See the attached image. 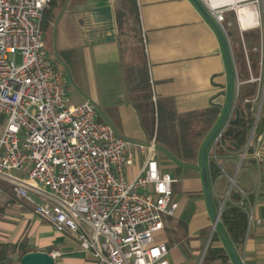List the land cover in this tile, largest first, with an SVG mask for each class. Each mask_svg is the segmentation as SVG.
<instances>
[{"label": "crops", "instance_id": "1", "mask_svg": "<svg viewBox=\"0 0 264 264\" xmlns=\"http://www.w3.org/2000/svg\"><path fill=\"white\" fill-rule=\"evenodd\" d=\"M130 1L54 0L46 10V16L51 18L44 30L48 58L57 68L62 64L91 96L82 103L91 100L101 121L111 124L116 119L124 124L122 120L133 111L148 138L147 143L140 144H158V134L150 138L146 128L152 124L154 132H158V107L162 111L172 109L177 117H186L216 104L220 108L218 126L231 101L236 102L238 80L227 41L208 12L196 0H134L139 28L136 30L135 21L128 19L121 29L118 16H132ZM248 18L246 21L241 16L243 23H247L245 30L259 27L252 23V14ZM142 70L151 84L149 106L143 100L142 89H135ZM62 73L66 79L65 71ZM115 96L123 104L116 105ZM147 119H151L148 125ZM251 145L254 152H260V159L252 155L243 161L227 157L222 161L226 173L219 178L237 179L242 171L248 174L249 182L238 186L253 195V219L243 246L233 249L243 264H264V132L254 135ZM208 148L205 164L211 201L203 178L202 152L192 165L181 170L179 162L168 152L174 163L169 168L176 170L177 175L193 170L199 173L184 181L177 200L179 211L176 216L165 218V228L156 237L167 244L171 264H223L206 259L211 245L228 251L231 258L227 264H237L223 234L218 227L214 228L228 189L225 183L213 187L207 169ZM144 161V154L139 153L137 163L128 170L130 178L137 175ZM159 164L166 172L168 166L164 161ZM216 231L219 240L212 242ZM16 243H22L30 252H60L56 264H98L92 252L83 250L74 237L57 232L40 219L34 206L17 196L13 184L0 178V245Z\"/></svg>", "mask_w": 264, "mask_h": 264}, {"label": "built area", "instance_id": "2", "mask_svg": "<svg viewBox=\"0 0 264 264\" xmlns=\"http://www.w3.org/2000/svg\"><path fill=\"white\" fill-rule=\"evenodd\" d=\"M196 1L224 35L238 80L226 15L235 13L241 32L247 25L242 15L248 21L252 14V23L260 26L257 7L264 0ZM51 2L0 0V178L13 184L17 196L33 205L40 219L92 252L98 264H171L167 244L156 237L165 228V218L179 211L180 203L173 200L177 179L162 171L154 158L155 143L148 146L120 136L111 124L99 121L90 101L66 106V81L45 53L41 26ZM238 95L239 82L236 99ZM235 104L208 146V169L215 160L222 174L226 171L217 151ZM256 125L241 161L247 157ZM139 153L145 156L144 164L130 178L128 170ZM253 156L260 159L261 154L255 151ZM22 170L26 178L8 173ZM230 179L214 228L237 185L236 176ZM238 188L240 201L247 200L249 193ZM51 255L56 259L60 252Z\"/></svg>", "mask_w": 264, "mask_h": 264}, {"label": "trees", "instance_id": "3", "mask_svg": "<svg viewBox=\"0 0 264 264\" xmlns=\"http://www.w3.org/2000/svg\"><path fill=\"white\" fill-rule=\"evenodd\" d=\"M53 2L54 0L51 5ZM129 5L132 16H129L130 18L118 16L119 26L123 29L128 19H131L135 21L133 23L135 29L138 30L139 16H137L135 1L131 0ZM47 11H45L41 22L43 31L47 29L51 20L50 16H46ZM230 18L233 20L231 25L229 24ZM234 24L235 26L231 27ZM225 26L237 69L239 95L236 99L232 119L224 132L222 145L217 151L219 162L230 156L236 159L241 158V153L245 149L256 123L255 135L264 132V32L259 27L241 32L234 12L227 14ZM135 89H142L143 100L149 106L152 103L151 84L145 70L139 72V81L135 85ZM153 110L155 112V109ZM158 113L157 142H160L175 157L179 162L180 170L182 167H189L187 165H192L199 158L203 147L217 127L220 108L215 104L202 113L186 117H177L169 108L162 111L158 107ZM99 121L101 120L99 119ZM253 154L254 150L250 145L246 158ZM209 172L212 181L220 177L222 172L215 160L209 162ZM240 197L239 191L235 193L232 191V198L227 202L220 221L223 231L235 250H239L246 240L249 225V203L253 201L252 194H249L247 200L240 201ZM217 240H219V234L216 231L212 242ZM29 252L22 243L1 244L0 264H18L20 258ZM230 258L226 249L212 245L206 254L207 260L219 261L223 264H227Z\"/></svg>", "mask_w": 264, "mask_h": 264}, {"label": "rangeland", "instance_id": "4", "mask_svg": "<svg viewBox=\"0 0 264 264\" xmlns=\"http://www.w3.org/2000/svg\"><path fill=\"white\" fill-rule=\"evenodd\" d=\"M259 11H260V14H261V16H260L261 25L259 26V28H261L263 30V32H264V4H261ZM230 22H233L232 18H230ZM233 26H235V24L232 25L231 27H233ZM238 26H239V24H238ZM239 29H240V27H239ZM240 31H241V29H240ZM232 45H233V43H232ZM45 50H46V48H45ZM17 62L21 63L20 55L17 56ZM59 65L60 66H58V69L61 72H62V70H64L65 73H66L65 81H66V85H67V89H68L67 98H66V106L68 107L70 105L81 104L84 99H86L87 97H91L81 88V86L79 85L78 82L74 81V79L71 77V75L68 74V72L66 71L64 66L62 64H59ZM114 99L117 100V101H114V103H116V105L123 104V102H121V99L119 97L115 96ZM90 102H92V101L90 100ZM101 111H103V110H101ZM131 112L133 113V111H131ZM132 113H131V115H129L127 117L126 120L125 119L122 120V122H124V124L120 123L116 119H113L111 121V125L116 129V131L118 132V134L120 136L126 137V138L131 139V140H133L135 142H138V143H142V142L143 143H147V141H148L147 134L142 131V129H141L142 127L140 126L138 119H136L134 113L133 114ZM150 120L151 119H147L146 120L147 125H148V123H150ZM152 126H153L152 124H149L148 127L146 126V128L149 129L150 138H154L155 134L156 135L158 134V132H156V131H155L156 133L154 132V128H152ZM156 145H157V148L154 151V158L156 160H158V162L159 161H161V162L164 161V163L168 166L167 169H166V172L172 174L175 177L177 175V171L174 170L173 168H169L170 166H172L174 164L173 160L171 159L172 157H170L168 155V151L166 150V148L160 142H158V144L156 143ZM227 169L229 170V166L228 165H227ZM193 172H195V170L190 171V172L189 171L188 172L185 171L184 173H182L180 175H177V177H179V179L174 184L175 191L173 193V200H175V201L178 200L179 201V195H181V190H182V188L184 186V181L185 180H187L188 178L199 176L198 172H196V173H193ZM8 173L10 175L14 176V177H17V178H23L24 176H26V170L9 171ZM236 181H237L238 184L234 185L232 187L233 193H235V192H237L239 190V188H238L239 184L244 186L247 182H249V176H248V174H246V172L242 171L237 176ZM224 183H225V185H227V189L229 190L231 185H232V182H231L230 178H222L221 177V178L218 179L216 185L217 186H222Z\"/></svg>", "mask_w": 264, "mask_h": 264}, {"label": "water", "instance_id": "5", "mask_svg": "<svg viewBox=\"0 0 264 264\" xmlns=\"http://www.w3.org/2000/svg\"><path fill=\"white\" fill-rule=\"evenodd\" d=\"M234 72H235V70H234ZM233 104H234V102L232 100L225 117L222 119L220 124L217 126L216 130L211 135V137L209 138V140L205 144V146L203 148V151H202V171H203V178H204V181H205V186H206V189H207V194H208L209 201H211V196H210V185H209V180H208L207 171H206V164H205V151H206L207 147L209 146L210 142L212 141L214 135L217 133V131L220 129V127L223 125V123L225 122V120L227 119L229 114L231 113V111L233 109ZM252 134H253V132H252ZM216 219H217V216L215 217V220ZM217 227H218L219 231L223 234L224 239H225L227 245L229 246L236 263L237 264H243L239 260L235 250L233 249V247L231 246L229 240L225 236V234H224V232H223V230H222V228H221L219 223L217 224ZM19 263L20 264H56V259L51 254H49L47 252L32 251V252H29V253L25 254L23 257H21L20 260H19Z\"/></svg>", "mask_w": 264, "mask_h": 264}, {"label": "bare ground", "instance_id": "6", "mask_svg": "<svg viewBox=\"0 0 264 264\" xmlns=\"http://www.w3.org/2000/svg\"><path fill=\"white\" fill-rule=\"evenodd\" d=\"M247 26V25H246Z\"/></svg>", "mask_w": 264, "mask_h": 264}]
</instances>
